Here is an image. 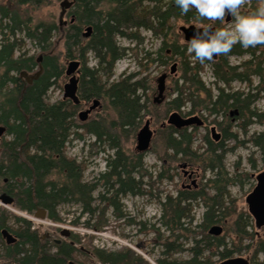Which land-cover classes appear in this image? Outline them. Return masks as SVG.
Instances as JSON below:
<instances>
[{
  "label": "trees",
  "instance_id": "obj_1",
  "mask_svg": "<svg viewBox=\"0 0 264 264\" xmlns=\"http://www.w3.org/2000/svg\"><path fill=\"white\" fill-rule=\"evenodd\" d=\"M73 1L75 20H72L66 31L64 47L68 64L71 61L79 63L82 75L79 85L81 105H77L73 100L50 103L47 97L50 89L56 84V79L64 72L58 58L52 55L57 32L62 30L63 25L39 23L35 27L23 29L24 25L32 20L30 18L24 22L20 11L16 9V6L40 7L48 0H13L7 7L0 8V126L6 128V137L4 136L0 143V193L6 192L11 195L15 200V207L28 214L33 215L41 209L46 210L48 219L53 222L60 221L56 213L57 207L71 199L79 204H85L84 211L91 217L96 212L92 209L91 203L96 186L83 182L84 165L66 155V146L75 135V129L79 128L78 110L83 108L82 105L86 101L109 102L117 115L116 122L110 127L108 122L97 125L92 123L83 127L87 133L95 137V145L107 146L114 152L113 159H110L111 155L107 157L108 174L103 176L107 181L105 186L109 185L106 187L107 193L112 194V206L121 212L119 197L145 193L141 190L142 182L133 176L134 173L137 174L138 168L143 167L140 164H133L132 158L126 155L122 149L121 136H130L137 130L139 120L147 109L140 93L145 95L150 89L152 79L137 80V74H134L111 82L117 62L129 50L119 46V38L135 42L139 40L138 33L141 29L152 31L156 36H163V45L154 61L159 65H167L170 59H180L181 77L174 90L176 96L168 104V112L171 113L183 116L184 107L192 103V109L185 114L189 118L198 114L196 108L201 104L203 110L210 113L211 117L214 115L227 117L232 109L237 111V115L243 116V106L248 103L249 98H243L242 93L230 94L232 92L227 88L236 81L252 83L251 79L255 76L264 82L262 63L256 66L254 60H250L241 66L230 64L229 58L233 55H251L255 59L256 53L252 47L245 49L238 43L230 53L221 54L217 60L200 63L194 58V53L188 55L189 45H181L177 41L169 43V37L172 35L171 23L174 20L210 23L215 28H220L223 24L219 20L201 21L197 18L195 9L186 15L182 14L174 0ZM256 1L258 0L252 2ZM103 4L109 7L104 9ZM88 26L93 27V35L85 38L84 29ZM18 32H25L29 39L37 42L43 52L42 75L31 85L21 78L20 74L33 72L39 64L34 56L18 55L21 50L15 39ZM88 53L95 55L97 64L93 68L86 66ZM169 53L172 55L171 58L168 56ZM206 65L211 66L216 83L225 86L218 88L219 94L216 97L207 89L200 77ZM204 95L205 99H202ZM257 117V114L249 110L248 119L243 126L247 128L251 119ZM212 123H217L221 131L219 132L215 126V132L211 131L212 140L210 138L206 140L209 170L216 173L213 181L216 192L212 194L184 190L180 191L177 197L167 196L157 220L161 225L157 228L159 238L164 239L162 244L165 248L164 254L171 251L178 253L180 250V246L178 247L176 242L171 243L170 239L186 237L191 243L192 255L181 262L174 260L169 263L160 259L157 261L158 264H219L222 260L234 257V252L228 249L224 237L209 234L212 225L223 223L232 216L226 203L227 189H221L218 182L224 181L226 187L234 183L233 177L227 174L223 162L227 153L224 140H231L235 135L232 134L231 127H223V122L219 123L216 120ZM192 128L194 131L197 130L195 126ZM163 133L165 146L168 150L174 151L175 158L182 155L183 160L187 158L195 160L194 139L189 128L169 126ZM257 146L264 151V132L258 138ZM164 179L163 175L159 176L160 181ZM5 180L7 184L4 183ZM200 199L205 201L206 212L202 223L194 227L193 202ZM243 216L241 213L235 220L236 226L240 227ZM8 218L7 213H1L0 224L3 227L8 228ZM16 220L20 223V228L14 230L21 241L19 245L13 247V253L10 249L15 264L68 263L73 248L64 245L60 247L59 253L52 254L51 248L39 241L38 236L32 231L31 222L19 217ZM75 224H79L78 221ZM86 226L102 231L105 224L99 222L91 226L87 223ZM161 227L165 228L166 234H161ZM239 229H242L240 234L247 235L245 227ZM95 257L102 264H128L131 259L143 262L141 257L127 249L116 252L97 250ZM216 257H220V260L216 261Z\"/></svg>",
  "mask_w": 264,
  "mask_h": 264
},
{
  "label": "rangeland",
  "instance_id": "obj_2",
  "mask_svg": "<svg viewBox=\"0 0 264 264\" xmlns=\"http://www.w3.org/2000/svg\"><path fill=\"white\" fill-rule=\"evenodd\" d=\"M11 1L13 0H0V8L7 7ZM63 1L48 0L46 4L40 7L16 6L24 22H27L30 18L32 20V22L24 25L23 29L35 27L39 23L63 25L61 27L62 30L57 32L52 55L58 58L60 65L64 68V72L56 79V84L48 92L47 97L50 103L64 100L65 86L70 79L66 75L69 61L66 58L64 38L75 17L73 8L67 12L61 9ZM252 1L245 0V7L248 9L256 7L258 1L254 3ZM103 6L104 9L109 7L106 4H103ZM232 23H234V18H232L230 23L224 22L222 27L229 26ZM192 25L197 27L201 24L186 23L183 20L172 21V35L169 37V43L170 41L171 43L177 41L179 44L185 45L184 34H182L180 29L181 27ZM58 28L60 29V27ZM85 30L86 28L84 33L86 32ZM138 34L139 40L135 42L125 38L118 39L119 46L129 50L117 62L111 82H117L134 74H137V80L152 79L150 89L146 91L143 98L147 109L139 120L137 130L130 136H121L122 149L126 155L132 158L131 162L133 164H140L143 167V169L138 168L136 170L137 174L134 173L133 176L137 181L140 180L142 182L141 190L145 193L144 195L130 194L119 197V209L121 212L116 211L112 206V194L107 193L109 185L105 186L107 181L104 180L103 176L108 174L107 157L111 155L110 159H113L114 152L108 149L109 147L107 146L95 145V137L87 133L83 127L92 123L97 125L102 122H108V127H110L113 122H116L117 115L109 102L101 100L100 106L90 115L88 121L81 122L78 117L79 113L90 107L93 102L92 100L86 101L84 102L85 107L78 110L77 125L79 128L75 129V135L71 137V141L66 146V155L68 158L76 159L84 165L83 182L96 186L92 194L93 201L91 202L92 209L96 210L95 215L91 217L84 211L85 204H79L76 200L71 199L57 207L56 213L60 221L53 222L48 219L47 223L43 225L44 228L41 233L45 234L54 230L69 229L77 237L78 254L76 259L82 264H102L95 257L97 250L116 252L127 249L143 259V262L131 259L128 264H158L157 261L160 259L171 263L174 260L181 262L189 259L192 255L190 251L191 243L186 237L170 239L171 243L176 242L177 246H180V250L177 251L178 253L171 251L164 254L165 248L162 245L164 239L159 238L160 234L157 232V228L161 225L157 223V220L161 215L162 203L165 198L167 196L177 197L179 192L184 190L183 186L191 185L190 181L185 180L184 169L181 168L183 164L189 163L191 165L189 170L196 172L195 178L197 179L198 187L191 189V191L211 192L212 194L216 192L214 190L215 183L213 182L216 178V173L209 170L210 161L207 160L209 156L206 154V140L208 138L212 140L211 128L213 126H216L218 131L221 132L217 123H212L217 120L219 123H224V128L231 127V132L235 135L231 140H224L227 153L223 162L227 174L233 177L234 183L226 187L224 181L218 182L221 189H227L226 203L230 214H232L223 223L218 224L224 230L221 237L225 238L228 249L234 252V256L248 258L252 264H264V228L258 230L255 227V221L250 216L246 203L248 195L257 185V180L254 176L264 173V151L257 146V140L264 132V82L262 83V80L255 76L251 79L252 83L236 81L227 88L229 92H232L230 94L242 93L243 98H249L248 103L243 106V116L234 115L232 117L231 113H229L227 117L222 115L211 117L210 113L203 110L202 104L197 106V115L205 121V125L200 128L197 127L196 131L193 128H189V132H192L194 139L193 151L196 153L195 160L192 161L191 158L183 160L182 155L175 158L174 151L168 150L165 146L163 136V130L169 126L163 129L162 124L167 122L171 115V112H168V104L176 96L174 90L181 77V61L179 58H174L170 59L167 65H159L154 60L157 58L158 50L163 45V36H156L146 30H140ZM15 39L21 46L18 55L34 56L36 60L42 55L43 52L36 44L37 42L29 39L25 32H18ZM252 50L256 53L255 59L251 55H233L229 58L230 64L232 66H241L244 62L254 60L256 66L258 63H262L264 69V44L252 47ZM191 53L189 51L188 55ZM168 56L171 58L172 55L169 53ZM76 58L79 59V57ZM86 59L88 68L96 66L97 61L93 53H88ZM192 61H194L193 58ZM174 64H177V72L170 75ZM38 71L39 66L37 65L31 74H35ZM163 74H168L167 90L165 92L166 99L162 104L156 105L153 102L158 97L157 79ZM79 77L82 79L81 74ZM200 77L207 89L215 97L219 94L218 88H225L222 84L216 83L210 65L204 66ZM181 84L182 82H180ZM202 99H205V95L202 96ZM248 108L251 112L257 114L258 117L251 119V122L245 128L243 124L248 119ZM191 109L192 103H188L183 109V116L186 117L185 114ZM233 118H236L234 122H232ZM150 119L152 120V131L155 133L154 140L150 151L144 153L142 158H139L136 154L137 135L146 121ZM4 136L3 139L6 137ZM79 136H83V138L80 139ZM104 150H106L105 153L103 152ZM160 175L164 176L165 179L163 181L159 180ZM113 182L111 183L113 184ZM193 207L192 215L195 217L193 226L195 227L197 224L202 223L206 212L205 201L203 199L195 201L193 202ZM2 212L8 214V224L15 230L20 228V223L16 220L18 217L26 220L31 219V217L34 218V215L23 212L16 207H5L0 204V214ZM241 213L244 216L240 227L248 229L246 230L247 235L240 234L242 229H239L240 227L234 223ZM247 216H250V218ZM77 221L79 224H75ZM99 222H104L105 224L102 231H96L86 226L87 223L92 226ZM39 223L36 222L35 226H38ZM166 233L165 228H162L161 234ZM215 260L219 261L220 257H216Z\"/></svg>",
  "mask_w": 264,
  "mask_h": 264
},
{
  "label": "clouds",
  "instance_id": "obj_3",
  "mask_svg": "<svg viewBox=\"0 0 264 264\" xmlns=\"http://www.w3.org/2000/svg\"><path fill=\"white\" fill-rule=\"evenodd\" d=\"M174 3L185 15L195 9L201 21L224 23L229 14L234 18V23L226 27L215 28L210 23L195 27L189 51L200 63L230 53L237 43L245 49L264 44V0H258L251 9L245 7V0H174Z\"/></svg>",
  "mask_w": 264,
  "mask_h": 264
},
{
  "label": "flooded vegetation",
  "instance_id": "obj_4",
  "mask_svg": "<svg viewBox=\"0 0 264 264\" xmlns=\"http://www.w3.org/2000/svg\"><path fill=\"white\" fill-rule=\"evenodd\" d=\"M226 23H228L227 21H225ZM141 30H145V29H141ZM146 31H148V30H146ZM150 32H152V31H150ZM152 34H153V32H152ZM92 35H93V33H92ZM91 35V36H92ZM90 36V37H91ZM89 37V38H90ZM184 38H185V42H186V44L185 45H189V41L187 40V38H186V36H185V34H184ZM189 52V51H188ZM218 58H219V56H218ZM217 58V59H218ZM217 59H215V60H217ZM79 75H80V71H79V73L76 75V77H78L79 78V83H78V88H79V85H80V77H79ZM167 75V79H166V82H167V80H168V74H166ZM171 75V74H170ZM166 90H167V86H166ZM166 90H165V92H166ZM165 92H164V97H163V100H162V103L163 102H165V99H166V97H165ZM142 93V92H141ZM142 99L144 98V93H142ZM77 97L79 98V103L77 104V105H81V100H80V94H79V89H78V92H77ZM72 100V99H71ZM94 101V100H93ZM100 101V104H101V100H99ZM143 102V101H142ZM144 103V105H146V102H143ZM153 103H155L156 105H160L158 102H157V97L155 98V100H154V102ZM161 103V104H162ZM100 104H99V106H100ZM83 107H85V104H83L82 105ZM98 106V107H99ZM92 107H93V102H92V105L90 106V107H88V108H86V109H84V110H82L81 112H84V111H86V112H88V118H87V121H88V119H89V117H90V115L98 108H94V109H92ZM146 108H147V106H146ZM80 112V113H81ZM80 113H79V115H80ZM231 113V116L232 117H234V115L236 114L237 115V111H231L230 112ZM79 115H78V117H79ZM176 115H179L180 116V118L182 119V120H187V119H190V118H192V117H184V116H182V115H180L179 113H175V112H172L171 113V115L169 116V118H168V120H167V122H164L163 124H162V127L163 128H166V127H168V126H170V127H175V128H178L176 125H175V123H174V121H175V119H176ZM195 116H198V115H195ZM195 116H193V117H195ZM200 117V116H199ZM201 118V117H200ZM202 119V118H201ZM79 120H80V117H79ZM203 120V119H202ZM81 121V120H80ZM150 122V128H151V130H152V120L150 119V120H147L146 121V123L147 122ZM235 121V118H233V122ZM205 121L203 120V123H204ZM145 123V124H146ZM204 125H205V123H204ZM145 126V125H144ZM185 127V126H184ZM183 128V127H182ZM187 128V127H186ZM211 131H212V133H214L215 132V126H213L212 128H211ZM154 135H155V133H154ZM2 139H3V137H0V140L2 141ZM217 139H219V137H217ZM153 140H154V138H153ZM152 140V141H153ZM151 144H152V142L150 143V147L146 150V151H140L139 150V145H140V142L138 141V135H137V147H136V154L140 157V156H143V154L144 153H147L148 151H150V149H151ZM183 165H186V168H183L182 166ZM182 166H181V168H183L184 169V175H185V180H188V181H190L191 182V185H188V186H183V189L184 190H187V191H191V189H193V188H197L198 187V185H197V179L195 178V175H196V172L195 171H190L189 170V167H191V165L188 163V164H183ZM263 173H261V174H259V175H257V176H254L255 178H256V180H257V185H256V187L254 188V190L248 195V197H247V199H246V203H247V205H248V212H249V214H250V216L254 219V221H255V227L258 229V230H261V229H263L264 228V211H262L261 213H256L254 210H252L251 209V206H250V204H249V202H248V199H249V197H251L254 193H255V191H256V189L259 187V185H260V177H261V175H262ZM195 182V184H193ZM5 184H7V180H5V182H4ZM183 190V191H184ZM1 195H7V196H9V197H12L11 195H9L8 193H6V192H2V193H0V196ZM13 198V197H12ZM13 200H14V198H13ZM0 204L1 205H3L1 202H0ZM13 207H15V200H14V204L12 205ZM41 210H43V209H41ZM38 212V211H37ZM37 212H35V214L37 213ZM35 214H33L34 215V218L33 217H31V219H28L27 221H29V222H31V224H32V231L38 236V239H39V241H41L43 244H45L46 246H48V247H50L51 248V253L52 254H57V253H59V251H60V247L61 246H64V245H67V246H70L71 248H73L72 250H73V254H72V256H71V259L70 260H68V263L67 264H70L71 262H74V263H77V264H82L81 262H79V260H77L76 259V255L78 254V250H77V248H78V244H77V237L72 233V232H69L68 234H69V236H67V237H63L62 236V231L61 230H54V231H52V232H48V233H45V234H42L41 233V231L43 230V228H44V226L43 225H45V224H43V222L42 221H40L39 219H37L36 218V216H35ZM46 215H47V218H48V212L46 211ZM0 218H1V214H0ZM36 222H41V223H39L38 224V226H35V223ZM258 224L261 226V227H258ZM218 225V224H217ZM7 226H8V228H6V227H3L2 226V224H0V264H15L14 263V259H13V255H12V253H13V247H15V246H17V245H19L20 244V241H21V238H20V236L18 235V233L14 230V228H12L11 226H9V224H8V222H7ZM246 230H248L247 228H246ZM6 231V232H5ZM5 233H7L8 234V236L10 237V239H13V240H11V242H9L8 240H9V237H7L6 235H5ZM222 236V235H221ZM220 236V237H221ZM10 249H12L11 251H12V253L10 252ZM240 258H242V259H245L246 261H248V263L249 264H252L251 263V261L248 259V258H245V257H243V256H234V257H232V258H230V259H232V260H236V259H240ZM229 259V260H230ZM228 260V259H227ZM224 261H226V260H224ZM223 260L222 261H220V263H222V262H224ZM219 263V264H220Z\"/></svg>",
  "mask_w": 264,
  "mask_h": 264
},
{
  "label": "water",
  "instance_id": "obj_5",
  "mask_svg": "<svg viewBox=\"0 0 264 264\" xmlns=\"http://www.w3.org/2000/svg\"><path fill=\"white\" fill-rule=\"evenodd\" d=\"M72 7V3L68 1H63L61 3V9L65 12L66 10H69ZM232 20L231 15H227L226 21L230 22ZM195 27L194 25L189 26V27H181V32H183L187 38L188 41H190L191 37L195 34ZM93 31L92 27H89L87 30L86 37H89ZM218 57H214L213 59H217ZM43 60L42 56L39 58V63H41ZM177 72V64H174L171 69V73L175 74ZM42 73V69L40 72H38L36 75H31L28 72H23L21 75L23 78H25L28 83L31 85L35 80H37L40 77V74ZM75 74H78V63L77 62H71L69 66V70L67 71L68 76H72L70 79V82L65 86V99H72L75 103H78L79 98L77 97V92H78V83H79V78L76 77ZM166 79L167 75L163 74L161 77L157 79V84H158V97H157V102L161 103L164 97V92L166 90ZM100 103L98 101H94V105L92 109L97 108V106ZM80 118L83 122H85L88 118V112H84L80 114ZM175 125L178 128L182 127H190L192 125H197V127L203 126V120L201 118L195 117V118H190L187 120H182L179 115H176V119L174 121ZM6 132V128L3 126H0V137L4 136V133ZM154 138V132L150 128V122L148 121L145 126L139 131L138 133V141L140 142L139 145V150L140 151H146L150 147V143L152 142ZM183 168H186V165L182 166ZM195 184V182L193 183ZM0 202L5 205V206H11L14 204V200L12 197H9L7 195H1L0 196ZM248 202L251 206V209L254 210L256 213H261L264 211V173L260 177V185L256 189L255 193L249 197ZM36 216L39 219H44L46 218V211L45 210H40ZM258 227H261L258 224ZM223 228L219 225H215L211 227L209 230V234L214 236V237H219L223 234ZM6 232V231H5ZM69 232L67 230L62 232L63 237L69 236ZM7 237L8 234L5 233ZM9 237V242H11ZM75 264V263H71ZM220 264H249L248 261L245 259H228Z\"/></svg>",
  "mask_w": 264,
  "mask_h": 264
},
{
  "label": "bare ground",
  "instance_id": "obj_6",
  "mask_svg": "<svg viewBox=\"0 0 264 264\" xmlns=\"http://www.w3.org/2000/svg\"><path fill=\"white\" fill-rule=\"evenodd\" d=\"M64 1H68V2L72 3V7H71L70 9L73 8L75 1H73V0H72V1H71V0H64ZM70 9H69V10H70ZM69 10H66L65 12H67V11H69ZM89 27H91V26H88V27L86 28V30H85V31H86V32L84 33V37H85V38H89V37L92 35V33H93V31H92L91 35H90L89 37H86L87 30H88ZM92 28H93V27H92ZM41 56H42V58H43V55H41ZM41 56H40V57H41ZM40 57H39V58H40ZM39 58L37 59V62H38V64H39V71H38V72H40L41 69H42V72H43V66L41 65L42 62H43V60H42L41 63H39ZM71 62H77V61H71ZM71 62H70V63H71ZM70 63L68 64V70H69ZM77 63H78V62H77ZM171 69H172V68H171ZM38 72H36L35 74H31V73H29V74H31V75H36ZM22 73H23V72H22ZM22 73H21V74H22ZM78 73H79V63H78ZM21 74H20V77L23 78ZM170 74L172 75V73H170ZM41 75H42V73L40 74V76H41ZM39 78H40V77H39ZM39 78H38V79H39ZM23 79L28 83V81H27L25 78H23ZM38 79H37V80H38ZM35 81H36V80H35ZM28 84H29V83H28ZM94 101H98V102L100 103L99 100H94ZM94 101H93V105H94ZM78 103H79V101H78ZM78 103H76V104H78ZM158 103H159V102H158ZM161 103H162V102H161ZM161 103H159V104H161ZM98 106H99V105H98ZM98 106H97V107H98ZM84 112H86V111H84ZM84 112H81V113H84ZM81 113H80V114H81ZM79 117H80V115H79ZM195 117L200 118L199 116H195ZM195 117H193V118H195ZM80 120H81V118H80ZM81 122H83V121L81 120ZM194 126L197 127V125H192V126L187 127V128H191V127H194ZM5 134H6V132L4 133V135H5ZM39 211H40V210H39ZM39 211H38V212H39ZM45 211H46V210H45ZM38 212H37V213H38ZM37 213H36V214H37ZM36 214H35V216H36ZM36 218L39 219L37 216H36ZM39 220L42 221L44 224H46V223H47V220H48L47 215H46V218H44V219H39ZM214 226H215V225H214ZM212 227H213V226H212ZM210 229H211V228H210ZM219 237H220V236H219ZM71 263H74V262H71ZM71 263H70V264H71ZM75 264H77V263H75Z\"/></svg>",
  "mask_w": 264,
  "mask_h": 264
}]
</instances>
